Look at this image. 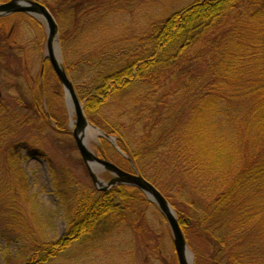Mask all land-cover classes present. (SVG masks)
<instances>
[{"label": "trees", "instance_id": "obj_1", "mask_svg": "<svg viewBox=\"0 0 264 264\" xmlns=\"http://www.w3.org/2000/svg\"><path fill=\"white\" fill-rule=\"evenodd\" d=\"M36 1L56 19L63 52L79 61L80 67L63 59L70 79L75 68L92 69L85 73L87 118L113 135L133 167L170 201L186 242L192 224L207 241L211 264H264V0ZM163 3L167 15L154 18L150 11ZM14 16L1 17L0 29ZM134 16L139 27L132 30L127 20L134 24ZM121 17L123 37L109 28ZM25 106L18 111L0 99V238L22 244L6 263L104 262L93 260L94 247L124 240L123 230L144 215L139 207L151 203L125 185L102 192L81 184L70 195L71 176L59 167L51 181L67 225L48 241L44 226L32 220L20 167L22 147L35 145L23 130L31 112L41 115ZM42 116L37 132H60ZM102 141L108 146L100 155L111 159L110 149L119 156ZM124 241L130 247L124 264H132L135 248ZM191 248L195 259L204 255Z\"/></svg>", "mask_w": 264, "mask_h": 264}, {"label": "rangeland", "instance_id": "obj_2", "mask_svg": "<svg viewBox=\"0 0 264 264\" xmlns=\"http://www.w3.org/2000/svg\"><path fill=\"white\" fill-rule=\"evenodd\" d=\"M167 3H163L160 9L156 8L150 11L151 14L154 13V18L167 15ZM134 19V24L131 23L129 19L127 20L128 23L132 24V30H134L135 27H139V25H136L138 21L137 16H134ZM7 20L6 23L1 25L0 29V99L5 100L8 105L17 108L18 111L21 110V106L24 108L26 107L25 105H39L42 114L44 112L45 116H51L49 120L51 127L57 130V123H59L63 130L61 131L58 129L60 132H53L51 129H45L41 133L37 132L36 127L39 126L38 121L41 118L44 122L45 118L42 117V115L31 112L30 114L32 117L28 125L25 126L23 135H29L36 146L41 149L43 154L34 156L36 158H24L21 160L20 164L27 180V197H29V201L32 204L29 205L30 207L28 206V208L32 220L40 226H44L42 228V234L45 235L48 241H55L63 235L67 222L64 217V208L61 203L63 199L60 198L55 191L51 181V172H54V169L59 171V167H63L66 172H68L69 176H71V184H68L69 187H67L70 195H73L81 184L89 185L94 188L95 186L92 184L72 138V127L69 122L72 116L75 117L74 110L65 103L62 86L52 73L48 63L43 61L46 54V28L43 21L36 16L29 18L24 14H17ZM123 22H125V18L123 17L113 21V23L110 20V30L123 37L126 35L123 33L125 29ZM102 32L105 33L106 36L111 34L108 30H103ZM133 34L135 35V33ZM77 42L79 41H76V43ZM10 43L17 48L16 50L12 49L14 53H12V50H7ZM82 44L84 46L82 45V49H79L80 51L86 50V46L89 42ZM77 47H79V45L76 46L75 53ZM61 54L65 62L67 60L71 66L73 64L78 65L79 61L77 57L75 55L73 56L71 52L68 51L65 53L61 47ZM78 66L80 67V65ZM75 69V73L72 72L73 80L71 81H73L72 83L75 91L79 92L78 96L83 105L85 102L83 97L87 92V90L84 89L87 84L85 73L87 70L92 69L88 68L85 71H80L79 68ZM87 76H89V74ZM40 81L44 82L41 87L38 88L37 84L40 83ZM15 100H17L16 105L14 104ZM82 107L84 110V105ZM35 115L39 117L37 116L36 118ZM100 140L99 134L93 130L86 140V144L90 150L98 155V149H105L107 148L106 146H108ZM116 145L118 146L117 141ZM109 147L111 146L109 145ZM113 151L110 149L108 150L111 155V159L109 160L122 167L124 170L132 171V168L129 167V162L125 159V161L120 159L119 156L121 155L115 156ZM51 168H53V170ZM97 175L101 180L105 181H108L112 176L106 170H99ZM125 186L131 188L127 185ZM131 190L132 189H130L129 192H131ZM144 196L146 200L150 202L146 195ZM168 202L170 203L169 200ZM145 204L146 205L139 207L142 208L144 212V215L139 217L142 219L136 218L134 224L133 222L130 224L131 229L128 227L129 230H123L125 231V236L122 237L124 240L130 241V246L135 248L132 251H135V260L132 264H149L151 260L152 264H177L172 236L166 222L153 203ZM170 205L172 206L171 203ZM176 214H178V212ZM127 215L129 218L128 220L134 219L132 214L127 212ZM140 224H142L143 229L136 230V227ZM190 227L193 228L192 224L189 225L187 230V234H193V237L187 242L189 249L191 246L194 247L195 245L197 249L204 253L202 256H197L193 264H211L206 252L208 245L207 241L203 237H200L198 231H193ZM140 234L143 236H140ZM124 240L121 241L120 239L114 238V242L109 241V244L103 242V246L100 244L96 245L94 247L96 251L94 254L91 253L93 260L104 257V262L101 260V262H97V264H124L127 254L130 252V247L129 249L125 247L128 242ZM137 240H139V242ZM21 246V243L7 244L0 238V264H9L6 263L5 260H8L9 257H15L16 254L20 252ZM145 246L147 247L145 248ZM139 247L140 249H138ZM190 250H192V248ZM147 256L149 257V261H146Z\"/></svg>", "mask_w": 264, "mask_h": 264}, {"label": "water", "instance_id": "obj_3", "mask_svg": "<svg viewBox=\"0 0 264 264\" xmlns=\"http://www.w3.org/2000/svg\"><path fill=\"white\" fill-rule=\"evenodd\" d=\"M14 12L31 13L41 19L45 25V59L49 60L54 73L63 87L66 104L74 110L76 119L75 121L70 120V125H74L72 134L92 182L101 190H107L113 185L120 184H129L141 190V192L146 195L147 199L157 207L161 216L166 221L172 236L173 248L178 264H193L194 256L188 248L176 213L162 193L151 182L138 174L137 171L132 173L124 171L114 163L99 158L88 148L86 140L90 135L87 136V133L90 134L93 130L97 132L99 136L109 139L112 144H114V147L125 156L116 145L113 136L105 134L86 119L82 104L62 65L61 48L58 40V25L50 11L42 4L32 0H11L7 3L0 4V15ZM105 169L114 175V177L107 182L101 180L97 175L99 170Z\"/></svg>", "mask_w": 264, "mask_h": 264}, {"label": "flooded vegetation", "instance_id": "obj_4", "mask_svg": "<svg viewBox=\"0 0 264 264\" xmlns=\"http://www.w3.org/2000/svg\"><path fill=\"white\" fill-rule=\"evenodd\" d=\"M6 1H9V0H0V3H4V2H6ZM30 16H31V14H30ZM6 17V16H5ZM4 23H6V21L5 22H3V24ZM32 109L33 110H38L39 109V111H40V106L39 105H34L33 107H32ZM40 114H42L41 112H39Z\"/></svg>", "mask_w": 264, "mask_h": 264}, {"label": "bare ground", "instance_id": "obj_5", "mask_svg": "<svg viewBox=\"0 0 264 264\" xmlns=\"http://www.w3.org/2000/svg\"><path fill=\"white\" fill-rule=\"evenodd\" d=\"M90 134L89 133H87V136H89ZM178 218V217H177Z\"/></svg>", "mask_w": 264, "mask_h": 264}]
</instances>
